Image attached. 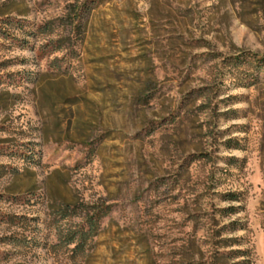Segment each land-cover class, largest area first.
Wrapping results in <instances>:
<instances>
[{
  "label": "rangeland",
  "instance_id": "374dc122",
  "mask_svg": "<svg viewBox=\"0 0 264 264\" xmlns=\"http://www.w3.org/2000/svg\"><path fill=\"white\" fill-rule=\"evenodd\" d=\"M241 260L264 264V0H0V264Z\"/></svg>",
  "mask_w": 264,
  "mask_h": 264
},
{
  "label": "trees",
  "instance_id": "16d2710c",
  "mask_svg": "<svg viewBox=\"0 0 264 264\" xmlns=\"http://www.w3.org/2000/svg\"><path fill=\"white\" fill-rule=\"evenodd\" d=\"M230 195L231 196H228L227 199H229V200H238L239 199L238 196H235L234 194H230ZM233 210H235V208L228 209V211L231 212V213H232ZM224 211H226V210H224ZM231 243H233V241ZM242 255H245V251L244 250H236V252H234L233 257L237 258V257L242 256ZM247 263L248 262L246 260H241V261H238V262H235V263H232V264H247Z\"/></svg>",
  "mask_w": 264,
  "mask_h": 264
}]
</instances>
